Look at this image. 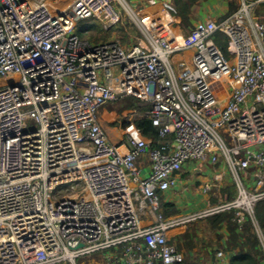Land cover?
<instances>
[{
	"label": "built area",
	"instance_id": "built-area-1",
	"mask_svg": "<svg viewBox=\"0 0 264 264\" xmlns=\"http://www.w3.org/2000/svg\"><path fill=\"white\" fill-rule=\"evenodd\" d=\"M258 1L185 31L155 2L0 0V264H77L106 250L105 264H181L188 226L198 236V222L221 213L237 228L250 223L264 254ZM87 20L105 31L129 21L138 35L129 46L93 41L78 33ZM183 51L191 59L173 64ZM126 96L139 102L114 140L98 109ZM141 118L172 140L152 147ZM190 159L223 165L234 196L165 216L160 197ZM224 176L218 169L201 190ZM208 264L232 263L217 249Z\"/></svg>",
	"mask_w": 264,
	"mask_h": 264
},
{
	"label": "trees",
	"instance_id": "trees-1",
	"mask_svg": "<svg viewBox=\"0 0 264 264\" xmlns=\"http://www.w3.org/2000/svg\"><path fill=\"white\" fill-rule=\"evenodd\" d=\"M168 5V8L171 14L174 17H179L180 21L179 26L191 30L196 26L193 19L195 14L189 0H165ZM194 4L198 0H192ZM238 9V4L234 0L229 1L228 12L223 15L217 21H221L234 13ZM252 12L264 19V0L258 1L253 5ZM96 26L101 27L96 23ZM101 29V28H100ZM103 31V29H101ZM88 31L85 33H78L82 36L88 37L89 39H94V35ZM93 35V36H92ZM95 40V39H94ZM93 40V41H94ZM124 41V39L122 38ZM217 42L220 43L222 48L225 47L227 38L223 35L216 36ZM124 98V97H123ZM122 99V98H120ZM118 99L117 101H119ZM135 107H132L133 109ZM111 111V110H110ZM137 128L140 130L141 134L148 138L151 141L152 147H159L166 139L159 137L158 129L152 125V122L149 118H141L135 122ZM124 125V118H123ZM234 191H229L227 194V199H231L234 196ZM162 199V198H161ZM213 199L209 200L208 204H212ZM162 212L165 216L170 214L180 213V209L176 208L174 204L168 202L161 203ZM255 215L260 227L264 228V199L257 202L255 205ZM226 215L221 213L205 219V226H209L212 231L216 233V244L217 248L223 249L225 252H232L230 255V262L232 264H263L264 263V254L260 247V242L256 234L255 229L250 223H246L240 228H237L231 224L225 223ZM209 229V230H210ZM206 239L204 237H198L194 234L192 227L187 231V248L186 256L181 264H195L194 263V249L201 245V248L210 249V255L217 249L212 243H205Z\"/></svg>",
	"mask_w": 264,
	"mask_h": 264
},
{
	"label": "rangeland",
	"instance_id": "rangeland-1",
	"mask_svg": "<svg viewBox=\"0 0 264 264\" xmlns=\"http://www.w3.org/2000/svg\"><path fill=\"white\" fill-rule=\"evenodd\" d=\"M136 2L142 3L141 0L139 1L134 0L131 3L135 4ZM158 5H161V4H158ZM120 26H124L123 27L124 29H120L119 28ZM120 26L118 28L109 29L108 31H105V30L102 31L101 30L102 28L96 26L95 22H91L87 20V21H79L77 23V29L80 30V32L82 33H85L88 31H94V32H90L94 35L95 40L92 39L94 41H99V40L108 41V40H113L117 38L121 42V44H123L124 46L131 45L134 42V37L138 35V30L129 21L127 22V24H125V21H124V23L120 24ZM174 27L178 29L179 28L178 23H174ZM184 30L188 31V29L186 28ZM122 38L124 39V41L122 40ZM183 53L184 52H179V53H176L175 55L176 57H179L178 55H183ZM173 64H176V60H174ZM138 102L139 101L135 97L126 96L120 99L119 101L110 102V103L104 104L99 107L97 114L101 120V123L107 129V131L109 132V135H111V137L114 140H118L120 137L123 136V127L120 124L123 122L124 113L128 112V110L131 109L132 107H137ZM172 138H173V135H169L166 141L172 140ZM218 157L220 158V160L223 159V156L220 153L218 154ZM189 161L195 163L194 166L196 168L206 167L204 168L205 170L201 173V175L214 174L218 171L217 167L210 166L208 162H203V161H198V160H193V159H190ZM207 164L210 166L209 168H207ZM194 173H196V171ZM227 179L228 181H230L229 178ZM192 186L193 185H190V187ZM194 186H196V184ZM200 186L197 187V190H198L197 192L195 190H192V195L190 194V192L185 193V195H181L179 197V203L186 204L187 198H189L190 200L191 198H193V200H195L194 202H189V204L198 202L201 196L204 195V193L200 189L201 188ZM228 187H229L228 191L235 190L234 185L232 183H230ZM225 191L226 190H224L222 187H218V188H215V194H213V196L210 193H208L210 198L214 200V202L212 203H216L219 200L227 199L226 192L228 191L226 192ZM160 201L162 203L161 197H160ZM180 213H182L181 210H180ZM205 225H206L205 219H202L200 220V222H198V231H199L198 237H201V238L204 237V239L207 238L205 243H212L213 247L217 248L218 245L216 244V233L212 231L209 226H205ZM188 227L191 228L192 226H188ZM109 252H110L109 250H106V251H100L97 253V255H93V256L84 255V256L78 257L76 259V263L77 264H105V259ZM203 253H204V250H203Z\"/></svg>",
	"mask_w": 264,
	"mask_h": 264
},
{
	"label": "crops",
	"instance_id": "crops-1",
	"mask_svg": "<svg viewBox=\"0 0 264 264\" xmlns=\"http://www.w3.org/2000/svg\"><path fill=\"white\" fill-rule=\"evenodd\" d=\"M129 1L132 2L134 0H129ZM135 1H139V0H135ZM141 1L144 4H149V3L155 2L157 4L167 5L165 0H141ZM189 1L191 4V7L195 13L193 15L194 22L197 23L201 19L217 20V19L221 18L223 15H225L228 12L230 0H198V2L196 4H194L192 2V0H189ZM234 1L236 2V4H238L239 0H234ZM174 20L176 23H179L180 18L174 17ZM178 27H179L178 28L179 30L183 29V27H181L179 25H178ZM182 32H184V31L182 30ZM183 52H184L183 55H178L179 57H176V55H175L174 60L178 61L180 59H184V60L189 61L191 59V52L190 51H183ZM194 165H195V163L190 162V161L184 163V165L181 169V172L176 175V178H177L176 185H174L173 187H171L170 189H168L167 191H165L161 195L162 202H164V203L168 202V203L174 204V206L176 208L180 209L182 211V213H187L189 211H193L195 209H200V208L204 207L205 205H207L209 203V200L211 199L208 193H210L212 196H213V194H215V188H212V190H210V192H203L201 190L204 193V195L201 196V198L198 200V202L189 204V202H194L195 200H193V198H191V200L189 198H187L186 204L179 203V197L181 195H185V193H188V192H190V194L192 195V190H195L197 192L198 186H200L201 184H203L207 181L213 180L214 174L201 175V173L205 170L204 168H206V167L196 168ZM209 167L210 166L207 164V168H209ZM194 168H195V170H194ZM218 169L222 170L223 172L225 170V176H224L223 181L220 185L224 190L228 191L229 190L228 186L230 184V181H228V179H227V178H229L228 172L226 171V169L223 165H220L218 167ZM195 171H196V173H194ZM195 184H196V186H194ZM190 185H193L192 186L193 188L190 187ZM228 192H226V193L228 194ZM197 231H198V228H197ZM210 249H212V248H208V249L201 248V245L199 244V247H196L194 249V251H196L193 255L194 263L195 264H208V261L211 257V255H210L211 250ZM213 249H214V247H213ZM217 249H221V248H217ZM203 250H204V253H203ZM225 254H226L227 258L230 259V255L232 254V252H225Z\"/></svg>",
	"mask_w": 264,
	"mask_h": 264
},
{
	"label": "water",
	"instance_id": "water-1",
	"mask_svg": "<svg viewBox=\"0 0 264 264\" xmlns=\"http://www.w3.org/2000/svg\"><path fill=\"white\" fill-rule=\"evenodd\" d=\"M79 246H81V244H79Z\"/></svg>",
	"mask_w": 264,
	"mask_h": 264
}]
</instances>
